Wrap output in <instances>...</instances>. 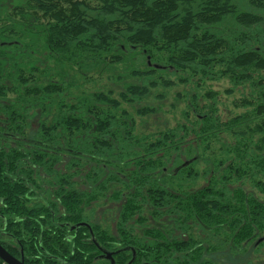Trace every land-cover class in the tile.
Here are the masks:
<instances>
[{
  "label": "trees",
  "instance_id": "16d2710c",
  "mask_svg": "<svg viewBox=\"0 0 264 264\" xmlns=\"http://www.w3.org/2000/svg\"><path fill=\"white\" fill-rule=\"evenodd\" d=\"M61 1L0 0L5 247L225 264L264 246V0Z\"/></svg>",
  "mask_w": 264,
  "mask_h": 264
},
{
  "label": "flooded vegetation",
  "instance_id": "af4514ba",
  "mask_svg": "<svg viewBox=\"0 0 264 264\" xmlns=\"http://www.w3.org/2000/svg\"><path fill=\"white\" fill-rule=\"evenodd\" d=\"M82 224L84 225V223L82 222ZM7 226H8V220H7V217H5V226H4V229L3 231H1V237H0V244L9 252L11 253L5 246L7 245V243H9V241L13 243V238L12 236H10V231H8L7 229ZM88 226V225H87ZM72 229V228H70ZM17 243H20V241H18ZM11 248H12V251L14 252L12 255L14 257H16L17 259L19 260H22L23 259L21 257H19L18 255H16L17 253V250H18V246H14V245H11ZM97 250L95 251V255L93 256L94 258H100V259H105L109 262V264H112V262L114 264H117L116 263V255L118 254L119 251H121L122 249H108L104 246H101V245H97ZM23 251V248L21 249V252ZM120 253V252H119ZM107 254H109V257L107 256ZM132 259L129 260V262H127L128 264H133L135 258H136V251L133 250L132 251ZM4 264H8L7 262H5L2 258H0ZM135 264V262H134ZM137 264H151L149 262H140V263H137Z\"/></svg>",
  "mask_w": 264,
  "mask_h": 264
},
{
  "label": "rangeland",
  "instance_id": "374dc122",
  "mask_svg": "<svg viewBox=\"0 0 264 264\" xmlns=\"http://www.w3.org/2000/svg\"><path fill=\"white\" fill-rule=\"evenodd\" d=\"M65 0H62L60 2L61 6H63V8H68L69 5H68V2L69 1H66L65 3H63ZM76 1V0H75ZM43 15V13L41 14ZM43 17V16H42ZM80 89V88H79ZM157 102V101H155ZM171 102V101H170ZM169 102H167L168 104ZM169 108V107H168ZM167 108L164 107V110H166ZM163 110V109H162ZM169 120H170V123L171 125H174L176 123V121L178 120L177 119V116H174L173 114H169L167 115ZM255 243H253V245H250L247 249L248 251L245 252V253H240V254H225L223 257H226L225 260H226V263L225 264H237L240 263V262H248V261H253L255 262L256 264H264V246L262 247H256V245H258L259 243L261 242H256L254 241Z\"/></svg>",
  "mask_w": 264,
  "mask_h": 264
},
{
  "label": "water",
  "instance_id": "95a60500",
  "mask_svg": "<svg viewBox=\"0 0 264 264\" xmlns=\"http://www.w3.org/2000/svg\"><path fill=\"white\" fill-rule=\"evenodd\" d=\"M109 257V254H107ZM0 258H2L8 264H24L22 260L17 259L11 253H9L1 244H0ZM112 264H114L112 262Z\"/></svg>",
  "mask_w": 264,
  "mask_h": 264
}]
</instances>
